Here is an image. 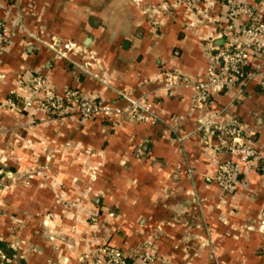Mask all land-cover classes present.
Instances as JSON below:
<instances>
[{
	"label": "crops",
	"instance_id": "1",
	"mask_svg": "<svg viewBox=\"0 0 264 264\" xmlns=\"http://www.w3.org/2000/svg\"><path fill=\"white\" fill-rule=\"evenodd\" d=\"M193 12L176 0H0L11 32L0 44V155L16 173L0 193V235L17 250L14 264H89L102 246L128 264H145V253L148 264H264V165L219 154L199 129L237 118L264 154V69L203 110L192 87L169 92L166 73L204 81L208 42L226 43L222 3L210 20ZM55 42L79 45L71 57L86 72L59 58ZM34 71L60 95L73 89L117 109L145 101L159 121L6 111L17 80ZM230 160L237 185L223 194L214 176Z\"/></svg>",
	"mask_w": 264,
	"mask_h": 264
},
{
	"label": "built area",
	"instance_id": "2",
	"mask_svg": "<svg viewBox=\"0 0 264 264\" xmlns=\"http://www.w3.org/2000/svg\"><path fill=\"white\" fill-rule=\"evenodd\" d=\"M188 8L194 15L203 20H210L209 11L217 3H222L226 11V43L219 47L213 41L207 44L209 65L206 69V80L190 81L179 73L165 74V88L171 92L180 86H190L194 89L193 106L197 110L208 108L215 95L238 88L242 91L264 69V3L251 6L243 0H200L206 5L202 9L195 0H176ZM11 34L10 30L0 19V44ZM51 48L59 58L73 63L77 68L82 66L72 60V55L80 51V46L74 42L63 44L53 43ZM129 104L123 109L101 105L94 97H86L77 90L67 89L62 95L51 86L50 80L42 71H34L28 76H21L17 80V89L10 93L6 99V111H19L20 107L26 111H42L52 119H58L66 111L76 113L81 119L91 117H118L128 116L138 123H152L159 121L152 112L151 104L140 100L128 99ZM20 106V107H19ZM202 137L207 145L212 138L217 139L214 148L219 154L227 153L240 162L253 167L264 165V154L260 152L249 140L245 138L244 127L237 118L218 122L215 116L210 117L199 126ZM12 160L4 153L0 155V193L9 188L7 181H14L15 171L11 166ZM233 160L220 163L214 176V181L223 194H230L237 185ZM41 173L45 169H41ZM31 174L34 172L31 170ZM36 173V172H35ZM40 173V172H39ZM31 177V176H30ZM93 225L99 222L94 215L91 217ZM4 238L0 235V243ZM93 258L89 264H128L127 257L119 249L102 246L92 253ZM145 264L154 261L153 254L145 253L142 257ZM87 262V261H86ZM0 264H11V260L0 247Z\"/></svg>",
	"mask_w": 264,
	"mask_h": 264
},
{
	"label": "trees",
	"instance_id": "3",
	"mask_svg": "<svg viewBox=\"0 0 264 264\" xmlns=\"http://www.w3.org/2000/svg\"><path fill=\"white\" fill-rule=\"evenodd\" d=\"M62 60H64V59H62ZM65 62H67V63H69L68 61H66V60H64ZM69 64H71V63H69ZM71 65H73V64H71ZM75 65H73V67H74ZM76 67V66H75ZM45 74V73H44ZM47 76V75H46ZM29 112H31V111H29ZM39 112V111H38ZM31 113H33V112H31ZM68 114H70V113H68L67 111L62 115V116H60V118H63V117H66ZM103 118H106V119H108V117H103ZM0 247H1V249L7 254V256L9 257V259L11 260V264H14L13 262H17V258H18V255H17V250L15 249L14 250V248H13V246H8L6 243H0ZM128 261V260H127Z\"/></svg>",
	"mask_w": 264,
	"mask_h": 264
}]
</instances>
